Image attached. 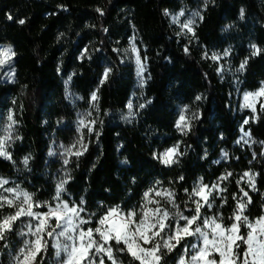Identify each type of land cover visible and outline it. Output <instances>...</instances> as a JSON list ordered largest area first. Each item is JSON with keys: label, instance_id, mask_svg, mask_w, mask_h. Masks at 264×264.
I'll use <instances>...</instances> for the list:
<instances>
[{"label": "trees", "instance_id": "16d2710c", "mask_svg": "<svg viewBox=\"0 0 264 264\" xmlns=\"http://www.w3.org/2000/svg\"><path fill=\"white\" fill-rule=\"evenodd\" d=\"M195 3L0 0V45H11L15 52L14 79L0 82V120L7 112L15 120L11 159L0 156V177L14 180L38 201H52L56 166L47 151L52 135L64 136L74 117L64 84L71 76V87L84 102L92 92L97 95L96 132L83 155L70 161V179L64 186L69 202L85 201L86 219L95 214L88 227H95V220L109 207L119 205L125 211L138 207L154 184L172 189L177 205L191 215L186 209L194 206L185 189L190 192L199 178L224 189L212 208L203 212L219 214L225 226L231 223L237 200L247 202L244 192L252 201L244 214L252 220L261 216L264 110L257 107L256 119L246 124L257 142L254 149L239 145V123L249 112L232 110V79L222 77L218 62L205 54L228 48L236 66L247 58L240 88H258L264 81V0H209L192 34L182 35L165 13ZM131 37L147 63L148 80L144 107L128 109L135 81L128 51ZM252 44L261 49L258 55H252ZM105 68L111 72L101 83ZM181 107H186L189 117L183 132L176 126ZM176 144L181 154L175 163L164 165L154 158L155 152ZM222 152L227 153L225 159H220ZM25 157H29L27 166ZM244 171L255 173V190L240 180ZM228 173L232 175L220 180ZM241 232L246 234L247 229L242 227ZM17 246L16 232L0 242V264L11 263ZM242 250L243 246L238 249ZM181 251L182 246L166 254L164 264H176ZM42 256L40 264H52L54 250L49 248ZM120 259L129 264L126 255Z\"/></svg>", "mask_w": 264, "mask_h": 264}, {"label": "snow or ice", "instance_id": "6c2138e0", "mask_svg": "<svg viewBox=\"0 0 264 264\" xmlns=\"http://www.w3.org/2000/svg\"><path fill=\"white\" fill-rule=\"evenodd\" d=\"M97 11L103 15L101 9L98 8ZM243 14L241 9V16ZM180 15H183V12ZM193 15L199 16V13ZM8 19L13 18L8 16ZM18 22L23 24L25 21ZM192 24L193 21L189 20L182 25V28L193 32ZM250 47L253 49V56L261 51L255 44ZM131 51L136 54L139 75L144 66L134 44ZM185 51L187 52V48ZM228 54L227 50L223 53L224 56ZM14 56L15 52L11 48L0 50V66L10 62ZM219 58L217 54H212L211 59ZM246 64L247 58L241 62L238 71H243ZM110 72V68H105L101 83H104ZM91 99L93 101L97 99L95 92L92 93ZM196 99L200 100L201 97L197 96ZM243 99L242 108H249L255 113L256 104L259 103L260 108L264 110V102H261L264 100V82H261L255 92H245ZM140 107L143 108L144 105L141 104ZM128 108H132L131 102ZM129 115L132 113L130 112ZM7 119L15 123L11 115ZM90 123L95 124V121ZM248 123L249 120L246 118L244 124ZM176 126L182 132L189 127L183 112ZM11 127L10 123L8 130ZM81 127H86L88 132L93 131L84 119L80 120L77 131H80ZM241 131L243 132L241 139L249 135L248 132L243 131V128ZM10 138L9 131L8 136L0 139V156L7 159H11L10 154L5 150L6 142ZM77 143L81 146L79 149L74 144L65 148V153L76 157L83 155L87 150V146L83 144V137ZM178 149L179 145H174L163 153L154 154V158L160 159L165 165H171L176 162L175 157L181 154ZM224 156L226 157L227 153H224ZM28 160L29 157L24 158L25 166ZM63 163L67 165L69 160L64 159ZM231 175L228 173L220 177V180H225ZM244 176L248 177L250 182L254 180L248 172H245ZM69 179L70 177L65 174V178L57 182L55 195L50 202L36 200L33 193L22 189L19 185L5 188L4 185L9 182L0 178V189H2L0 242H6L9 234L13 232L20 237H27L22 240L21 246L12 256V264H40L38 257L42 260V254H46L49 248L55 251L57 264H106L105 257L110 264H124L120 259L121 255L130 258L129 264H164L166 254L174 253L181 246L182 251L176 259V264H264V215L252 220L244 214L247 204L252 201L243 189L241 191L244 192L245 197H248L247 202L237 200L236 209L228 226L224 225L219 214L205 216L202 212L205 207L212 208L210 199L212 193L223 192L224 189L218 184L209 187L197 182L190 192L185 189V193L194 205V210L186 209L193 212L191 215L184 214L171 190L155 191V197L159 199H154L150 195L154 190L149 189L144 193L143 202L138 208L125 211L119 205L109 207L95 220V227H85L93 222L92 216L95 214L89 215L87 219L82 215L86 213L83 198L79 203L61 198V193L65 191L64 186ZM237 183L239 184V181ZM250 187L255 190L254 183H250ZM233 199L236 197L234 196ZM6 207L11 211L5 213L3 209ZM18 224L23 227L17 232ZM242 227L247 229L246 234L241 232ZM189 240L195 242L188 243ZM242 246V252L238 251ZM4 247H8L7 243Z\"/></svg>", "mask_w": 264, "mask_h": 264}, {"label": "rangeland", "instance_id": "374dc122", "mask_svg": "<svg viewBox=\"0 0 264 264\" xmlns=\"http://www.w3.org/2000/svg\"><path fill=\"white\" fill-rule=\"evenodd\" d=\"M208 2H209V0H196V3L194 5V7H192V8H189V9L181 8L180 10H178V11H176L174 13H167L166 15H167L169 23L174 27V29L178 33H180L182 35L192 34V32H188L187 29L182 28V25L185 22H187L189 20H192L193 21L192 28H193V26L200 20V18L202 16V13H203V11H204V9H205V7H206ZM181 12H183V15H180ZM197 12L199 13V16H194L193 14L197 13ZM130 41H131V43H130ZM133 44L135 45V47L137 49V52H138V54L140 56L138 47H137V45L135 43V39L133 37H131L130 40H129L128 51L131 53L132 59H133V63H134L135 81H134V84H133L132 89H131V93H130V96H129V99H128V102H127V107H128L129 102H131L132 107H133V105H140V104L144 103V101L146 100L145 91L144 90H145L146 82L148 80L147 63H146L145 59L142 58L141 56H140L141 63L143 64L144 67H143V71L138 75V66H137V62H136V54H134L131 51V48H132ZM4 48H11L12 49V46L8 45V44L0 45V50H2ZM225 50H227L229 52V54L227 56L223 55ZM225 50H223L221 52L217 51V50H209V51H206V54L210 58L212 57L213 53L217 54L220 57L218 60H215V61L218 62V68H217L218 73L222 77H229V78L232 79L233 89H234L233 95L231 96V104H230L232 110L235 113H238V114L242 113L243 111H248L249 112V114L246 117H244L239 123V131L240 132H239V136H238L236 142L240 141L238 143L239 145H246L250 149H254V146L257 144V142L250 135L248 129L246 128V124H244V120L246 118L249 121H250V118L255 120L256 119V112L253 113V111L251 109H249V108H242L241 105L244 103V99H243L244 93L245 92H255L260 87L261 83H260L259 87L254 89V90H246V89L242 90L240 88V85H241V83H240V74L243 71H238L239 66H240L241 63L236 66L235 63H234V60L232 59V56L230 55L229 49L226 48ZM13 79H14V66H13V58H12V60L10 62L0 66V82H10ZM141 81H143V83H141ZM262 82H264V81H262ZM64 84H65V97H66L67 101L69 102L71 108L73 109L74 117H73V120H72L71 124L69 125V128L65 130L64 136L52 135V139H51L48 151H47V156H48L49 160L52 161L55 164V166H56V170H55V173H54L55 183L56 184L61 178H65V174H67V176H69V167L68 166L70 164V161H72V159L76 158V156H74V155L69 156L67 153H65V151H64L65 148L71 147L72 145L75 144L76 148L79 149L81 146H80V144L77 143V141L80 140L81 137H83V144L87 146L88 141L90 140L91 137L94 136V134L96 132V123H97V120H98L97 99L95 101H93L91 99L93 92L91 93L89 100L87 102H84L82 100L81 96L78 93H76L74 91V89L71 87V76H68L65 79ZM261 102H264V100H262ZM259 106H260V104L257 103L256 104V109ZM182 112H183V114L186 117V121L189 123V117H188V115L186 113V107H181L180 108L179 116L181 115ZM89 113L91 115H88ZM9 115H11L13 117L12 112H7L6 114H4L1 117V120H0V139L8 136L9 135V131L11 132V138L7 140L6 145H5V150L10 154L9 147H10V144H11L12 140L14 139L15 123H12L11 121H9L7 119ZM179 116H178L177 120L179 119ZM81 119H84L85 122L88 123V126L93 128L92 132H88L86 127H81L80 131H77V129H78L79 125H80V120ZM13 120H14V117H13ZM91 121H95V124H91L90 123ZM10 123L12 124V127H11L10 130H8V125ZM176 124H177V121H176ZM242 128H243L244 132H248L249 133V135L248 136H244L243 139H241V137L243 136V132L241 131ZM180 132H182V131H180ZM245 141H247V143H245ZM61 146H63V147H61ZM173 146H170L168 148H171ZM168 148L162 149V150H160L158 152H155L154 154L163 153ZM74 151H75V149H74ZM224 153L225 152L221 153L220 159H225L227 157V156L226 157L224 156ZM64 159H68L69 160V163L67 165H65L63 163ZM245 172L250 173V175H252L255 178V173L254 172L244 171L241 174L240 180L244 181L245 183H247L249 185H250V183H254V180L250 182L248 177L244 176ZM0 178H3V179H5V180H7L9 182L8 184L4 185L5 188L14 187L16 185H19L22 189H24L20 184L16 183L12 179L4 178V177H0ZM197 182H202V181L199 178L196 181V183ZM203 184H205V183H203ZM213 184H217V183L206 184V185L211 187ZM149 189H153L154 190L152 193H150V195L154 199H159L158 197H155V191H162L164 189H168V190H171L174 193V191L172 189H170L168 187H165V186H160L158 184H154ZM149 189L146 190L145 192H148ZM24 190H26V189H24ZM55 190H56V187H55ZM0 191H2V189H0ZM5 195H8V193H5ZM220 195H221V192H218V191H214L212 193V195L210 197L212 204L215 202V199L217 197H220ZM66 196H67L66 191L61 193V198L62 199L67 200L65 198ZM142 202H143V200H142ZM162 203H164V201H162ZM138 207H139V205H138ZM138 207H136V208H138ZM203 209H209V208L205 207ZM203 209H202V212H203ZM203 214L205 216L217 215L215 213L209 214V213H206V212H203ZM185 215H188V214H185ZM262 215H264V206H263ZM22 227H23L22 225L18 224L17 225V232ZM85 227H88V226L86 225ZM24 238H27V237H20L19 235H17V241H18L17 249L21 246L22 240ZM191 242H195V241H193V240H189L188 241V243H191ZM217 259H218V257H217ZM105 260H106V264H110V262H107V258L106 257H105ZM10 264H12V258H11V263ZM52 264H57L55 251H54V258H53Z\"/></svg>", "mask_w": 264, "mask_h": 264}]
</instances>
